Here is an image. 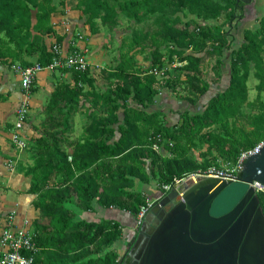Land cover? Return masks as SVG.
Here are the masks:
<instances>
[{
	"label": "trees",
	"instance_id": "trees-1",
	"mask_svg": "<svg viewBox=\"0 0 264 264\" xmlns=\"http://www.w3.org/2000/svg\"><path fill=\"white\" fill-rule=\"evenodd\" d=\"M41 1L43 2L0 0V61L9 66L30 67L33 63L26 62L25 58L39 54L38 64L43 68L49 65L52 56L45 39L55 36L51 16L56 9L38 7L37 4ZM183 1L189 3L191 13L196 15L198 10L213 7L214 0ZM221 1L231 12L232 19L236 12L240 13L238 18L244 19V2ZM133 4H138V1ZM78 5L79 8H85L84 13L90 20L100 18L105 25L113 26L111 17L126 12L121 5L111 0H79ZM95 5L106 11L107 15H101L97 9L94 11L92 7ZM32 8L38 11L35 23ZM214 16L215 13L208 14L204 19ZM195 17L200 20L198 15ZM163 20L167 21V18ZM196 20L193 32L188 28L176 27L175 22L167 21L165 37L160 44L156 43L155 36L150 37L147 33H137L125 41L126 50L121 56L120 64L106 77L110 82L109 90L103 94L93 93L89 97L101 102L104 106L103 114L111 116V120L106 125L101 123L91 126V133L83 142L70 139V122L65 115V108L79 104L84 92L83 86L91 85V81L88 73L63 71L71 75L74 85L58 86L52 93L44 111L45 119L35 129L37 137L30 139L32 145L28 144L26 150L33 165L19 167L18 170L20 174L32 179L29 194L36 196L33 208L39 217L34 222L33 229L37 234L40 252L34 264H119L122 258L114 250V246L124 237L121 224L113 220L76 222L77 212L91 211L96 203L104 210L115 209L136 218L142 206L147 204L141 194L130 193L133 186L130 177L143 182L157 180L158 187L162 190L163 186L175 185L176 180H183L207 169V164L200 165L189 157H160L152 149V137L163 138L162 150L165 138L175 142L176 147L180 145L181 139L193 144L197 140L201 145H207L217 156L233 159V162L241 153L253 151L264 143V107L251 120L250 133L243 131L239 137H235L230 128V120L238 117L247 100L251 66L261 82L260 87L264 88V17L259 22L260 28L257 31L244 32V43L237 52H233L228 89L210 101L203 115L183 119L177 133L160 127L153 117L128 106L132 100L138 107L146 109L159 89H166L167 85L152 73V70L161 71L166 68V57L162 53L165 44H172L181 50H202L205 39L200 40L198 36L204 35L205 29ZM213 31L212 41L219 43L216 48L217 45H214L215 51L222 55L226 47L225 33L221 27H216ZM147 38L152 42V72L139 68L133 55L136 50L146 49L144 43ZM57 42L62 44L63 38H57ZM182 62L188 63L186 71L193 72L186 79L185 89L199 90V97L208 94L207 82H204L201 89H197L201 82L198 72L200 58L187 56ZM35 92L36 89L32 93ZM120 109L124 110L125 119L117 133L111 127L119 124ZM138 124L151 129L152 133L142 130ZM213 126H220L224 134L205 133V130ZM116 134L119 138L114 142L103 139V136L111 137ZM145 144L147 148L141 149L140 146ZM133 147L137 148L131 150ZM67 151H71V154L67 155ZM116 159H121V164L116 165L113 162ZM241 177L242 174L239 175ZM259 202L264 213V194L259 195ZM127 250H130V246Z\"/></svg>",
	"mask_w": 264,
	"mask_h": 264
},
{
	"label": "rangeland",
	"instance_id": "rangeland-1",
	"mask_svg": "<svg viewBox=\"0 0 264 264\" xmlns=\"http://www.w3.org/2000/svg\"><path fill=\"white\" fill-rule=\"evenodd\" d=\"M117 5H121L126 12H121L117 16L111 17V24L105 25L100 18L89 19V16L84 13L85 8H79V0H43L38 7L44 6L46 9L54 8L55 13L51 16V25L54 29L55 36L46 38L45 41L49 49L55 43L69 54L81 53L89 65V80L91 85L83 86L84 92L80 98L79 104H74L72 107L65 108V115L70 122V139L74 141H85L90 135V127L98 124H105L111 120V116L107 117L103 114V105L98 99H90V95L103 94L109 90L110 82L106 79L107 75L113 71L121 62V56L126 50L125 41L131 39L137 33H147L150 37L153 35L157 39V44H160L164 39L167 21L175 22L178 28H188L190 32L195 31L194 22L196 15L200 17L199 21L205 29V34L198 36L200 40L205 39V46L201 51L181 50L174 47L172 44H165L162 47V53L166 57V71L157 75L166 86V89H159L154 99L149 102L146 109L138 107L132 100L128 106L146 113L153 117L157 124L162 128H168L172 133H177L179 127L186 117H195L203 115L209 106L210 101L217 95L224 93L231 79V62L233 52H237L244 43V32L249 30L252 32L260 28L259 22L264 17V0H252L249 4H245L244 19L240 17V13H235V18H231V12L226 9L225 4L221 0H214L213 7L198 10L197 14L191 13L189 3L183 0H111ZM138 1V4H133ZM94 11L97 9L101 15H107L106 11L100 10L97 5L92 7ZM33 23L38 11L32 8ZM120 11V9L118 10ZM215 13V16L210 19H204L208 14ZM167 18V21L163 19ZM204 19V20H203ZM193 23V24H191ZM196 23V22H195ZM174 24V25H175ZM191 24L190 27H187ZM34 25V24H33ZM221 27L226 36V47L223 54L220 55L215 48L219 43L212 41L214 35L213 29ZM164 33V34H163ZM63 38L62 44L57 42V38ZM146 49L136 50L133 52L138 67L145 72H152L150 69L152 63V42L149 38L144 43ZM214 45L215 46L214 48ZM228 46V48H227ZM181 56H179L178 54ZM187 56L200 58V66L198 72L201 82L197 85V89L204 86V82L208 83L209 92L203 97H199V90L185 89L187 87L188 75H193V72L185 70L188 63L182 62V59ZM27 58V57H26ZM39 54L35 57H30L33 64L38 63ZM0 68L14 74L11 66L8 63L0 61ZM63 71L47 72L46 77L50 84V91L55 90L58 86H65L73 82L70 77H65ZM169 81L171 83H169ZM260 80L256 72L251 66L250 79L247 85L248 93L247 100L243 104L238 117L230 120V128L232 135L239 137L243 131L250 133L252 131L251 120L264 107V88L260 87ZM20 88L22 84L20 82ZM31 113L29 121L26 125L25 137L28 139V144L32 145V139L37 137L35 129L40 127L45 119L44 111L49 104ZM32 110V109H31ZM134 119L133 115L130 114ZM119 124L112 126L118 133L121 125H124L125 113L120 109L118 113ZM142 130H147L152 133V130L146 128L142 124H138ZM206 132L221 133L220 126H213L205 130ZM119 138L115 136H103V139L109 142H114ZM31 139V140H30ZM164 149L159 152L160 157L171 159L177 157H189L197 161L200 165H206L207 169L204 172L197 174H206L211 169H216L223 172L225 175L238 177V166L243 153L235 162L233 159H225L217 156L212 152L207 145H201L197 140L195 143H188L187 140L181 139L180 145L175 146V142L165 138ZM133 147L131 150L136 149ZM141 149H146L147 144L140 146ZM71 151H67L70 155ZM71 161V158H69ZM116 165L121 164V159L113 161ZM33 162L30 159L29 152L24 153L23 161L20 167H30ZM193 175V174H192ZM191 176V175H190ZM187 178V177H186ZM59 179V178H58ZM133 186L130 188V193L141 194L147 205H155L160 199L170 193L176 183L181 180H176L175 185H169L170 191L163 186L162 190L158 187L157 180L151 179L148 182H143L140 179L131 178ZM60 180V179H59ZM259 199L260 194L264 191H257ZM146 205V206H147ZM146 206H142L146 207ZM141 208V210H142ZM99 206L94 203L91 211L86 213L77 212L78 217L76 222L84 220L87 222L102 221L99 216ZM140 210V211H141ZM140 214V212H139ZM124 219L129 223L135 222L137 226V235L132 243L134 246L138 240L142 228L144 227L145 219L141 225H138V216L135 218L129 213L122 214ZM133 218L135 221H133ZM124 221V222H126ZM128 228V227H127ZM132 247H130L131 250ZM129 253V250H127Z\"/></svg>",
	"mask_w": 264,
	"mask_h": 264
},
{
	"label": "water",
	"instance_id": "water-1",
	"mask_svg": "<svg viewBox=\"0 0 264 264\" xmlns=\"http://www.w3.org/2000/svg\"><path fill=\"white\" fill-rule=\"evenodd\" d=\"M242 171L236 182L201 175L183 179L153 206L119 264H230L239 254L241 264H264L258 258L264 238H256L264 214L254 187L264 186V145L247 158ZM252 203L260 222L248 230L252 214L245 211Z\"/></svg>",
	"mask_w": 264,
	"mask_h": 264
},
{
	"label": "crops",
	"instance_id": "crops-1",
	"mask_svg": "<svg viewBox=\"0 0 264 264\" xmlns=\"http://www.w3.org/2000/svg\"><path fill=\"white\" fill-rule=\"evenodd\" d=\"M25 61L33 63L30 58H25ZM46 73L39 75L34 88L36 92L29 99L30 115L44 108L54 92V90L50 91L53 87L50 88ZM65 77L69 78L70 74H66ZM20 82L17 74L12 75L0 68V237L9 229L10 217L13 218L11 227L14 229H22L26 226L33 229V224L39 217L33 208L36 196L29 194L32 179L18 171L24 153H18L10 141L17 110L25 99ZM99 209H101L99 211L101 219L113 220L123 227L124 237L114 246V250L122 259L127 257V247H133L132 243L137 235L135 222L124 224L127 223L122 215L125 212L115 209L104 210L100 207ZM133 221H135L134 218Z\"/></svg>",
	"mask_w": 264,
	"mask_h": 264
},
{
	"label": "built area",
	"instance_id": "built-area-1",
	"mask_svg": "<svg viewBox=\"0 0 264 264\" xmlns=\"http://www.w3.org/2000/svg\"><path fill=\"white\" fill-rule=\"evenodd\" d=\"M49 51L52 57L51 62L46 68H43L38 63L33 64L30 67H23L20 65L11 66V70L20 77L22 89L25 95V99L17 110L16 122L14 123L13 129L10 133L12 147H14L20 154L25 153L28 148V139L25 137V130L30 117L29 99L33 95L32 92L35 88L39 75L49 71L55 72L74 70L82 74H86L89 71V65L86 58L81 53L69 54L56 43ZM166 70V68L161 71L155 70L152 73L157 76L164 73ZM150 141L153 143L152 149L159 153L162 150L161 143L163 142V138L161 136L152 137ZM263 145L264 143H261L253 151L242 154L238 166V177L225 175L223 172H219L216 169H211L206 174H194L191 176L201 175L209 178L236 182L239 175L243 172L242 170L247 158L258 153ZM181 181L177 182L176 185H178ZM254 187L256 188V193L257 191H264V186L260 184H256ZM166 190L170 191V187H166ZM153 206L154 205H147L142 208L138 216V225L143 223ZM12 221L13 218L10 217L8 221L9 229L6 230L0 237V264H34L36 257L40 252L37 245V234L35 230L28 226L22 229H14L11 227L13 224Z\"/></svg>",
	"mask_w": 264,
	"mask_h": 264
},
{
	"label": "flooded vegetation",
	"instance_id": "flooded-vegetation-1",
	"mask_svg": "<svg viewBox=\"0 0 264 264\" xmlns=\"http://www.w3.org/2000/svg\"><path fill=\"white\" fill-rule=\"evenodd\" d=\"M259 207L261 208V206L259 205ZM255 209V204L254 203H252V204H250V205H248L247 206V208H246V211H245V213L247 214V215H251V221H250V226H249V229L248 230H250L251 229V226L254 224L255 226L256 225H259L258 223L260 222V217L258 216H256V213H254L253 211H255L254 210ZM262 209V208H261ZM264 214V213H263ZM237 220H238V218H237ZM247 230V231H248ZM259 238V240H263V238H264V224H262L261 222H260V225L258 226V233L256 234V238ZM257 250L258 249H256L255 250V253H256V255H257ZM259 255L260 256H258V258L261 260V258L263 257L264 258V253H262L261 252V250H260V252H259ZM262 260H264V259H262ZM246 261H247V259H246ZM234 263H237V264H241V262H240V254H239V256H238V259H232L231 260V263L230 264H234ZM263 264V262L261 261V262H258V261H256V260H253V261H250V263L248 262L247 264Z\"/></svg>",
	"mask_w": 264,
	"mask_h": 264
},
{
	"label": "bare ground",
	"instance_id": "bare-ground-1",
	"mask_svg": "<svg viewBox=\"0 0 264 264\" xmlns=\"http://www.w3.org/2000/svg\"><path fill=\"white\" fill-rule=\"evenodd\" d=\"M257 184V183H256ZM256 184H255V186H256ZM256 189V188H255Z\"/></svg>",
	"mask_w": 264,
	"mask_h": 264
}]
</instances>
